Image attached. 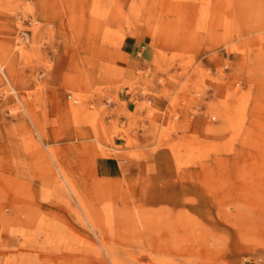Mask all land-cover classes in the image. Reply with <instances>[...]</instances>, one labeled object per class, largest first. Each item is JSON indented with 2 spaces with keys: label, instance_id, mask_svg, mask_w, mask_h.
I'll list each match as a JSON object with an SVG mask.
<instances>
[{
  "label": "rangeland",
  "instance_id": "1",
  "mask_svg": "<svg viewBox=\"0 0 264 264\" xmlns=\"http://www.w3.org/2000/svg\"><path fill=\"white\" fill-rule=\"evenodd\" d=\"M0 264H264V0H0Z\"/></svg>",
  "mask_w": 264,
  "mask_h": 264
},
{
  "label": "crops",
  "instance_id": "2",
  "mask_svg": "<svg viewBox=\"0 0 264 264\" xmlns=\"http://www.w3.org/2000/svg\"><path fill=\"white\" fill-rule=\"evenodd\" d=\"M134 54V59L133 61H135L137 64H140L141 62L143 61H146V55H145V52L143 50H140V51H136V53H133ZM139 66V65H138ZM125 104H124V111L126 112H129V109H128V104H129V100H131V97L129 98V96L125 97V99H123Z\"/></svg>",
  "mask_w": 264,
  "mask_h": 264
}]
</instances>
